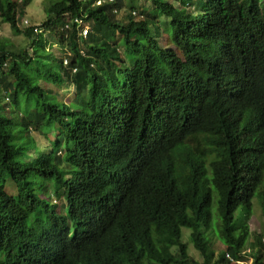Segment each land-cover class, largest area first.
<instances>
[{"label": "trees", "instance_id": "1", "mask_svg": "<svg viewBox=\"0 0 264 264\" xmlns=\"http://www.w3.org/2000/svg\"><path fill=\"white\" fill-rule=\"evenodd\" d=\"M149 1L48 0L46 19L20 29L30 0H0L30 47L0 43V264H65L92 190L158 120L151 167L133 178L146 196L122 203V245L90 264H264L248 224L253 198L264 216V0ZM30 130L48 138L38 154L21 143Z\"/></svg>", "mask_w": 264, "mask_h": 264}, {"label": "clouds", "instance_id": "2", "mask_svg": "<svg viewBox=\"0 0 264 264\" xmlns=\"http://www.w3.org/2000/svg\"><path fill=\"white\" fill-rule=\"evenodd\" d=\"M163 123L158 120L141 132L142 144L138 157L119 173L104 176L105 185L92 190V206L88 207L86 231L76 239L80 250L69 242L65 246V264H90L112 249L120 248L125 239L124 214H118L123 202L143 199L146 194L133 182V178L150 169L152 153L161 139ZM106 169L98 168L95 171ZM64 211V210H63Z\"/></svg>", "mask_w": 264, "mask_h": 264}, {"label": "rangeland", "instance_id": "3", "mask_svg": "<svg viewBox=\"0 0 264 264\" xmlns=\"http://www.w3.org/2000/svg\"><path fill=\"white\" fill-rule=\"evenodd\" d=\"M47 1L48 0H30V4H28L25 8V14L21 15V19L18 20V27L22 29L24 26H29V25H34V24L40 25L46 19L44 6L47 3ZM137 1H138V4L145 3L147 6L150 7L151 2L149 0H137ZM167 1L172 2L174 5L178 4L177 0H167ZM192 9H195V7H192ZM160 18L162 21L167 22L166 27H165V24H163V27L167 29L169 26V18H167L165 15H161ZM23 20H27V24L25 23L23 24L22 22ZM86 27L89 29L90 25H86ZM95 29L97 32H99L102 36L106 38L111 35V31H109V29L102 28V27L97 28L96 26H95ZM159 41L161 45L163 46L167 45L168 47H174L169 41L168 35L164 31L163 33H161V36L159 37ZM6 42H11L17 48L21 46L26 47L28 43L27 39L24 37L22 33H14L13 31H11L10 27L6 23H3L2 21H0V43H6ZM28 46L27 48L28 50H30V47ZM53 46L55 47L57 45L54 44ZM57 52L59 51L57 50ZM60 97L65 102H71L74 97L73 87H69L67 91L65 90L60 91ZM1 98H2L1 103L4 105H7L9 100H7L6 96H2ZM74 106H76V104ZM6 108L7 110H10L9 104L6 106ZM15 116L18 122H21V120L23 121L24 124L27 122L25 118L21 116L20 112L17 111L15 113ZM27 136L28 137L24 136L26 138L21 139V143L23 145H28L30 147V149L28 150V153L38 154L41 151H43V145L48 142V138L45 135H43L42 133H38L33 130H30ZM263 185H264V179H263ZM257 200H258L257 198L252 199V213H251V216L249 217L248 224H249V228L251 231L262 232L264 234V216L261 211V206L259 207V203L257 202ZM213 222H216L215 218ZM183 238L184 240H186V242H188V245H187L188 254L194 260L198 262L202 261V258L200 257L198 251L194 248L192 243L189 242L188 231L186 229L184 230ZM210 238L213 242V247L217 252L223 249V246L221 245V243L217 239V236L214 233L210 234ZM3 257L4 255H0V259H2ZM240 263L241 264H252V258L249 256L243 257Z\"/></svg>", "mask_w": 264, "mask_h": 264}, {"label": "built area", "instance_id": "4", "mask_svg": "<svg viewBox=\"0 0 264 264\" xmlns=\"http://www.w3.org/2000/svg\"><path fill=\"white\" fill-rule=\"evenodd\" d=\"M86 30L83 31V33L85 34Z\"/></svg>", "mask_w": 264, "mask_h": 264}]
</instances>
